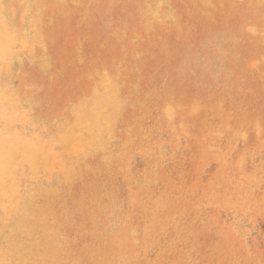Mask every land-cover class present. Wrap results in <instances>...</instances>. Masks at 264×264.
Listing matches in <instances>:
<instances>
[{"label":"bare ground","instance_id":"1","mask_svg":"<svg viewBox=\"0 0 264 264\" xmlns=\"http://www.w3.org/2000/svg\"><path fill=\"white\" fill-rule=\"evenodd\" d=\"M204 1H208L213 7L217 0ZM49 6L51 11L48 14H57L55 9L52 10L51 5ZM40 15L43 16L42 14ZM68 15L69 13L63 14L61 21L57 20V15L52 16L51 19L57 25V30L55 31L42 27L45 36L43 44L46 46L49 45L54 49L56 48L55 55H61L59 62L63 66L75 64L77 62L76 56L78 52L77 44L75 45V50H73L72 46L70 48L65 44L66 42L58 43V41L55 43L54 41V37L56 34H59V31L62 32V35H67L64 31L68 29L65 28L64 30V27L68 25V22L65 24L64 22ZM23 18L26 19V17ZM260 19L263 22L264 16L260 17ZM155 20L157 21V19ZM173 21H176V19ZM43 24L45 23L43 22ZM169 25L172 26V23H169ZM262 25L264 23L260 26ZM3 27L5 28V25ZM28 27L30 28V26ZM6 29L8 28L6 27ZM27 33H29L28 30ZM252 33L254 32L252 31ZM24 35L27 34L25 33ZM40 35L43 34L40 33ZM223 37L222 39L224 40ZM75 42L72 43L75 44ZM217 44L219 45L220 43ZM214 45L213 47L216 46ZM250 45L246 52L248 57L258 56L257 54L262 52L261 46L263 45L264 47V29H261L257 33L254 43ZM25 50L31 52L33 49L27 44ZM220 53L218 51L219 56H221ZM51 58L49 59L51 60ZM214 61L212 59L211 62ZM183 64L181 63V65ZM112 66L113 64L108 63L105 66L102 65L92 70V72L97 71L96 75L102 78L104 82H107L113 78L111 73ZM76 67L74 68L75 71L77 69ZM254 67L257 71L264 69L262 62H257ZM43 68L44 70L41 73L36 72L33 68L31 69L33 72L28 73L24 67L26 72L18 75V81L16 80L13 83L7 100L10 104H13L17 100L23 102L22 107L24 109H22L24 113H20L15 117V130H12L14 127L10 128L11 132H14L13 135L16 142L11 141L10 137L9 139H5L7 143L11 141L12 152L3 154L4 152L2 153L0 151L1 173L9 171L12 168L13 174H16L18 169L15 166L16 155L23 153L29 158V173H27L30 175V178L26 181L29 184L28 192H30L31 197V200H29L32 203L23 217L25 226L21 227L15 234L16 236H20L23 242L28 245L29 249L32 248L30 252L27 251L28 253H25L23 264H82L83 262L84 264H136L137 259L140 260L138 262H142L143 264H264V232L259 234L255 244L248 248L245 245L246 237L244 240V236L237 226L240 219L243 218L244 220L247 217H259L264 222V115L260 113L262 106L261 100H264V90L261 91V94H259V97L253 104L250 102L251 100H245V97L238 93L231 95L230 90L232 85L233 87L235 86L234 81L227 78L228 81L225 77V81L220 88L215 87L211 91H208L206 94L208 101L204 104H201L199 99L192 97L184 104H180L179 107H175V102L164 98L161 103V110L157 116L154 115L152 118L148 116L145 119L141 117L138 120L140 121L141 127L139 129L137 127H128L125 121L126 118H129V113L124 110L125 113L119 116L116 115L117 117L113 121L114 126L108 121L109 123L106 122L105 128H102L103 130L94 128L97 131H92L91 129H86L85 131V128L82 127L83 129H81L79 125L81 121H77L75 115L65 107L69 97L65 99L61 95V93L69 95L71 92L67 88L69 82L66 83L64 88H58L59 82H57L54 74H52V65ZM79 71L83 70L77 69V72ZM192 72L194 71L192 70ZM84 75V73L72 75L71 78L75 79V81H70V84L80 90ZM165 76L167 75L165 74ZM67 80L69 81V79ZM96 83L98 81L94 83V78H92L87 83V86L93 88ZM160 84L162 83L160 82ZM53 88L57 90L55 99H53ZM217 90H220V95ZM87 91L82 90L81 94ZM216 91L217 93L215 94ZM105 92V95L109 97L112 94L111 89H106ZM105 95L100 100V103H103L104 99L106 100ZM146 96L150 95L148 94ZM118 99L121 101V98ZM50 105L56 106V110L47 112L46 109ZM105 108V105L96 104L95 107L89 109H91V112L95 110V115L100 116V114L105 113ZM208 108L210 109L209 112L207 111ZM34 111L38 112L40 117V120L37 122L46 125L44 127V133L39 132L40 130L33 119L35 116L33 118L31 116V113ZM47 113H50V115H46ZM36 117L35 119H37ZM101 117L103 118L104 116ZM43 118H55V120L56 118H60L59 122H61L59 123L57 120L59 124L53 126L49 120H42ZM132 125L134 126V124ZM164 127L169 128V138L173 144H178L181 141L185 144L186 152H180L178 149L168 152V150L163 149V145L160 147V144L164 140L162 142L160 136L156 134L158 132L160 134ZM80 131H84L85 135H80ZM112 134L121 137L122 142H118L114 147L116 152L108 160H104L106 163L104 165L103 162V168L98 169L99 167L94 166L97 163L93 165L92 162L89 163L87 161L90 160L91 156H100V152L97 151L99 148L103 149V151L107 149L106 145L103 147H100V145L101 143L106 144L103 141L109 139ZM239 135L242 137L243 146L235 149L234 142ZM64 152L69 153L72 157L70 158V164L60 159L61 154ZM135 154L143 155L148 162H146L147 166L145 168L143 166V171L132 180V177H130L132 174L128 176L127 166L124 168L121 164L124 160L131 159L133 155L136 156ZM165 163H168V167L164 166ZM83 165L86 167L93 166L97 174L101 176L105 175L109 177L110 174H114L115 177L118 175L120 177V186L122 187V194L120 195L119 201L113 206L109 204L111 206L109 211L116 215L115 220L112 221H116L118 229L116 226V228H111L113 224L110 223L111 225L108 228L109 235L102 234L96 239H93L92 243H87L83 239L84 237H81L82 235L76 236L68 234L67 232L60 231L64 230V228L59 229L57 227L60 223L58 205L63 203V201L58 202L60 198L58 196L64 188L61 185V181L56 183V180L59 175L65 174L68 177L76 168L82 167ZM130 170H132L131 167ZM87 171L90 172L89 170ZM133 172L131 171V173ZM76 175L78 176V174ZM95 176L97 175L95 174ZM89 182L90 180L87 178L86 182L77 188V193H80L79 202L73 204V206H77L75 209L83 214V216L93 214L96 209L95 207L101 204L107 195L111 193L106 192V190V193L102 194L101 192V194L95 197L93 191H90L92 188ZM147 182H150L148 185L152 183L159 186L156 193L147 191L148 186H145ZM67 187L71 192L75 190L74 181H70ZM3 192V182L0 180V198H6V194H3ZM11 201H9L10 205L7 208L5 206L0 208V221L5 224L9 222L7 219L15 210V206ZM121 205L126 206V211H119L122 208ZM64 212L65 214L67 213L66 210ZM72 214L75 213L72 212ZM3 216L4 219L1 218ZM110 216L112 215L110 214ZM207 217L208 219L205 221ZM78 221L79 219H75L74 216L70 224L73 223L72 227H74L78 224ZM105 222L107 224L109 223L107 221ZM105 230L103 233H105ZM115 233H118L117 238L113 237ZM69 237H71L70 241L68 240ZM11 240L14 242L17 241L14 238H11ZM35 248L41 249V251L38 252ZM150 253L152 254L150 255ZM12 254L18 258L16 248L13 249ZM9 259L6 261L7 263L10 262ZM4 262L0 264H5Z\"/></svg>","mask_w":264,"mask_h":264},{"label":"rangeland","instance_id":"2","mask_svg":"<svg viewBox=\"0 0 264 264\" xmlns=\"http://www.w3.org/2000/svg\"><path fill=\"white\" fill-rule=\"evenodd\" d=\"M39 1L41 4L39 3ZM45 1L46 0H0V13H2L0 14V17L2 18H0V34L3 36V38L0 39V61H3L0 62V151L2 153L4 152L3 154H9L12 152V146L10 143L11 141H13L14 143L16 142L13 135V131L16 128L15 117L20 113H24V108L22 107L23 102H19V100H17L13 104H10L7 100L9 95L8 93H10L13 83L17 80V76L23 74V72L28 71V73H32L35 69L36 72L41 73L44 70L43 67H47L49 65H52V74H54L57 82H59L58 88H64L66 86V83L69 82V85L67 86V88L71 91L69 95L61 92L59 93H61V95L65 99L69 97V100L66 101L65 107L68 111L75 115L77 121H81L79 125L81 129L85 128V131L86 129H91L92 131H97L95 129L103 130L105 128L106 122L108 121L113 125V121H115V118L125 113L124 110L129 113V118H126L125 121V123L128 124V127H137L139 129L141 127L140 121L138 120L141 117H144L145 119L148 116H150V118H152L154 115L157 116L161 110V103L164 98L170 100L171 102H175V107H179L180 104H184L186 101H189V98L192 97L199 99L200 103L204 104L206 101H208L206 96L208 91H211L215 87L220 88L222 83L225 81V77L226 79L228 78L234 81L235 86L233 87L232 85V88L230 90L231 95L233 93H235V95L238 93L239 95L244 96L245 100H251L250 102L253 104L259 97V94H261V91L264 90V69L257 71L254 67L257 62H262L264 68L263 45L261 46L262 52L259 53L260 55L257 54L258 56L251 57H248L246 55L248 48L251 46L250 44L254 43L257 33L261 29H264V25L260 26L262 23H264V21L262 22L260 19V17L264 16V0H217L213 7L212 4L204 0ZM93 2H95L96 4ZM256 2H259L260 4ZM48 3L49 5H51L52 10L55 9L57 14H48L51 11ZM52 3L54 4L52 5ZM254 10L256 11L254 12ZM65 13H69L64 22V24L68 22V25H65L64 27V30L65 28L68 29L64 31L67 33V35H62V32L59 31V34L55 35L54 41L55 43L58 41V43L66 42L65 44L70 48L72 46L73 50H75V45L77 44V62L70 66H63V64L59 62L61 60V55H55L56 48L54 49L49 45H47L49 46L47 47L45 44H43L45 37L43 28L45 27L49 30L51 29V31L57 30L56 22L51 18L52 16L57 15V20L61 21L63 14ZM89 13H91L90 16ZM40 14H42L43 16H41ZM84 16L86 17V19ZM23 17H26V19H24ZM5 18L7 19L5 20ZM173 18L176 19V21H173ZM155 19H157V21ZM43 22L45 24H43ZM169 23H172V26L174 24V26H170ZM4 25L5 28L3 27ZM28 26H30V28ZM75 26H77L80 30ZM6 27L8 29H6ZM87 27L89 28L87 29ZM27 30L29 33H27ZM6 31H8V33H6ZM252 31L254 33H252ZM25 33L27 35H24ZM40 33L43 35H40ZM1 35L0 37H2ZM131 35L132 37H130ZM77 37L79 40L77 39ZM222 37L224 38V40L222 39ZM216 38L218 39V41ZM29 39H31L32 41ZM205 40L208 42H206ZM213 41H217L216 44L220 43L223 47L220 44L216 45ZM72 42H75V44ZM27 44L32 47L33 50L31 52L25 50V46ZM213 45L215 47H213ZM34 47H36V49H34ZM208 47L210 48L208 49ZM5 49L7 50L5 51ZM218 51L219 53L221 51L220 54L222 57L219 56ZM144 56L146 57L143 58ZM49 58H51V60ZM124 59L126 60V62ZM198 59L200 62L198 61ZM212 59L213 61H215L211 62ZM209 61L210 63H208ZM4 62L7 63L5 64ZM108 63L113 64L111 68L113 78L107 82H104L102 78L96 75L97 71L92 72V70L97 69L102 65L105 66V64ZM181 63L184 64L181 65ZM203 65H205V67H203ZM24 67L25 69H27L26 71ZM75 67L77 69H82L83 71L77 72V69L76 71L74 69ZM32 68L33 70L31 71ZM156 68L158 69L156 70ZM192 70L194 72H192ZM182 71L184 72V74ZM230 72L231 74H229ZM81 73H84L85 75L82 79V87L79 90L70 83L72 81H75V79L71 78L72 75ZM218 73H220V75H218ZM165 74L167 76H165ZM92 78H94V83L97 81L98 83L94 84L93 88H90L89 86H87V83L91 81ZM67 79H69V81ZM82 80L80 81L82 82ZM160 82L162 84H160ZM116 85L117 87L115 88ZM155 88L157 92L155 91ZM106 89H111L112 94L110 95V97L108 95H105ZM82 90L88 91L81 94ZM149 90L151 91V93ZM217 91H219L220 95V90ZM217 91L215 92V94L217 93ZM53 92V99H55L57 90L53 88ZM148 94L150 96H146ZM104 95L106 97V100L104 99V102L100 103V100H102V97H104ZM118 98H121V101ZM261 101L262 106L260 108V113L264 115V100L262 99ZM96 104L106 106V108L104 109V114H100V116H97L95 115V110L91 112V109L95 107ZM6 107L8 110L6 109ZM147 108H150L149 113ZM50 110H56V106L50 105L49 107H47L46 111L48 112ZM207 111L209 112L210 109L208 108ZM48 114L50 115V113H47L46 115ZM31 116L32 118L33 116H37V119H35V117L33 118L36 122L35 124L39 128V132L44 133V127H46V125H42V123L37 122L40 120L38 112H32ZM101 116L104 117L102 118ZM88 117L90 118L86 119ZM105 118L106 120H104ZM59 119L60 118H56V120L55 118H43L42 120H49L54 126L58 125L61 122H59ZM57 120L59 123L57 122ZM132 124H134V126ZM11 127H14L12 129V132L10 130ZM160 134L158 132L156 135L160 136V140L162 142L164 140V142H161L162 144H160V147H162L163 145L164 150H168V152H172L174 149H178L180 152L187 151L185 144L182 143V141L178 144H173V142L169 138V128L164 127ZM80 135H85L84 131H80ZM9 137L11 138V141L9 143L5 142V139H9ZM103 142H105L106 144L101 143L100 147L106 145L107 149L103 151V149L99 148V150H101L97 151L100 152V156H91L90 160L87 161L89 163L92 162L93 165L97 163L94 166L97 168L99 167L98 169L103 168L104 160H108L113 155V153L116 152V150H114V147L118 144V142H122V139L121 137L114 136V134H112L109 139ZM177 146L178 148H176ZM242 146L243 140L239 135L237 140L234 142V148L239 149ZM135 155L136 156L133 155V157L131 156V159L128 158L127 160H124L121 164V166L124 168L127 166L126 168L128 170H126L128 171V176L132 174L130 176L132 177V180L143 171V169L147 166L146 162H148L147 160H145L143 155ZM70 158H72L70 154L64 152L61 154L60 159L62 161H67V163L70 164ZM15 160V166H17L18 168L16 174H13L12 168H10V170L6 172H0V180L3 182V194H6V198H0V208L3 206L7 208L10 205L9 201L11 200V202L15 206V210L9 215L7 219L9 222L5 224L4 222L0 221V263H3L5 261V264H23V257L25 253H28L27 251L30 252L32 249H29L28 245L23 242L20 236L15 235L21 227L25 226L23 217L27 212L28 207L32 203L30 201V192H28L29 184L26 181L30 178V175H28L29 158L21 153L20 155H16ZM105 163L106 161L104 162V165ZM129 166L132 170H130ZM164 166L168 167V163H165ZM87 170H89L90 172H88ZM131 171L134 172L131 173ZM76 174H78V176ZM95 174L97 176H95ZM117 176L118 175L114 177V174H110L109 177H106L105 175L101 176L97 174L93 166L86 167L85 165L76 168L74 172L68 175V177H66L65 174L59 175L56 183L61 181V185L64 188V190L61 189L63 191H61V194L59 193L58 196L60 197L58 199V202L63 201V203H60L58 205V212L60 214L57 213L60 216V223L57 225V227L59 229L64 228V230L60 231H64L68 234H73L76 236L82 235L81 237H84L83 239L87 243H92L93 239H96L102 234L109 235V225H114L115 223L114 226L111 225V228H116L118 225L116 221H112L115 220L116 215L109 211L110 207L119 201L120 195L122 194L120 177ZM87 178L90 180L89 183L91 184L92 188L90 191H93L95 197L101 194V192L102 194L106 192L111 193L108 194L109 196L107 195L106 199L101 202V204L97 205L98 207H95L96 209L93 214H87L83 216V214L75 209V207L77 206H73V204L79 202L80 193H77L76 190L86 182ZM72 180L74 181L75 190L71 192V190L68 189L67 184ZM149 183L150 182H147V185H145L146 187L148 186L147 191L156 193L159 186H156L152 183L150 184V186L148 185ZM12 188L14 192L12 191ZM8 195L11 196L9 197ZM103 203L108 205L104 206ZM106 206H108L109 208ZM121 206L122 208L120 207L121 209H119V211H126V206ZM65 210L67 212L66 214L64 212ZM72 212H74L75 214H72ZM110 214L112 216H110ZM74 216L75 219H79V221L78 224L72 227L73 223H70L73 220ZM1 218L4 219V216ZM207 219L208 217L205 218V221H207ZM95 220L99 223H96ZM105 221L109 223L107 224ZM237 226L240 228V231L244 236V240L246 237L245 245L248 248L252 247L258 240L259 234L264 232V222L259 217H247L244 220L242 218L238 221ZM74 230L75 232L73 233ZM104 230L105 233H103ZM113 237L117 238L118 233H115ZM11 238L16 239L17 241H10ZM68 240L70 241L71 237H69ZM14 248H16L17 250L18 258L12 254ZM35 250H37L38 252L41 251V249L38 248H35ZM151 254L152 253H150V255ZM8 259L11 263L6 262L8 261ZM138 261L140 260L137 259L136 264H143L142 262ZM82 264H84V262Z\"/></svg>","mask_w":264,"mask_h":264}]
</instances>
